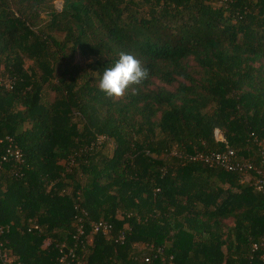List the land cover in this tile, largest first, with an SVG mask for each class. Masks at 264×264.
I'll return each mask as SVG.
<instances>
[{
    "label": "trees",
    "instance_id": "obj_1",
    "mask_svg": "<svg viewBox=\"0 0 264 264\" xmlns=\"http://www.w3.org/2000/svg\"><path fill=\"white\" fill-rule=\"evenodd\" d=\"M53 1L0 0V155L8 138L21 153L0 161L14 261L59 264L65 243L80 264H264V0ZM121 52L149 76L109 98L98 82ZM227 149L252 169L196 158Z\"/></svg>",
    "mask_w": 264,
    "mask_h": 264
},
{
    "label": "built area",
    "instance_id": "obj_2",
    "mask_svg": "<svg viewBox=\"0 0 264 264\" xmlns=\"http://www.w3.org/2000/svg\"><path fill=\"white\" fill-rule=\"evenodd\" d=\"M213 136L215 140H223L222 134L218 129L213 130ZM20 150L17 145L12 142L10 138H8V143L4 149V152L0 155V161H6L7 159H14L19 160L20 158ZM232 152L227 149L225 152H209L207 154H197L196 158L201 160L202 162L208 165H216L219 166L227 171H238L241 173H246L247 171L251 170V165L244 160H236L232 159ZM254 187L256 190H261L264 188V167L261 171V177H258L253 182ZM78 222L81 221L80 217L77 218ZM36 226H34L35 228ZM8 231V226L0 225V264H18L14 261V259L9 254L6 247L3 245L2 237ZM88 231L89 234L100 233L102 236L106 237V239L111 240L113 243L121 244L124 241V234L123 232H119L118 234L111 237V225L105 221H89L88 222ZM77 235L82 236L84 235V228L82 223L77 226ZM78 237L75 236V239ZM81 244V248H83L82 240H79ZM86 243H89L90 237L86 236L85 239ZM76 245L73 244L72 246L66 245L62 243L58 247L59 256L57 261L59 264H80L79 261H75V247ZM252 248L262 249V256H264V239L259 240L258 242L252 243ZM156 253L161 254L162 249L156 248ZM171 256H168L167 264H171L169 261ZM147 260V258H145Z\"/></svg>",
    "mask_w": 264,
    "mask_h": 264
},
{
    "label": "clouds",
    "instance_id": "obj_3",
    "mask_svg": "<svg viewBox=\"0 0 264 264\" xmlns=\"http://www.w3.org/2000/svg\"><path fill=\"white\" fill-rule=\"evenodd\" d=\"M148 76V68L139 59L121 52L114 65L104 69L98 87L109 98H121L130 86L141 85Z\"/></svg>",
    "mask_w": 264,
    "mask_h": 264
},
{
    "label": "rangeland",
    "instance_id": "obj_4",
    "mask_svg": "<svg viewBox=\"0 0 264 264\" xmlns=\"http://www.w3.org/2000/svg\"><path fill=\"white\" fill-rule=\"evenodd\" d=\"M53 3L56 8L60 7V0H55L53 1ZM51 97H52V94L50 93L48 98L51 99Z\"/></svg>",
    "mask_w": 264,
    "mask_h": 264
}]
</instances>
